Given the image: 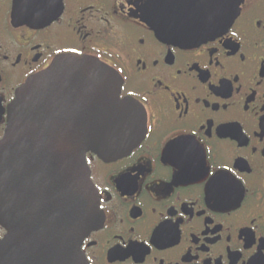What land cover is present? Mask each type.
I'll return each instance as SVG.
<instances>
[{
	"label": "flooded vegetation",
	"instance_id": "flooded-vegetation-1",
	"mask_svg": "<svg viewBox=\"0 0 264 264\" xmlns=\"http://www.w3.org/2000/svg\"><path fill=\"white\" fill-rule=\"evenodd\" d=\"M147 0H62L33 29L0 0V141L15 91L61 55L99 60L145 113L126 156H85L103 221L87 264H264V0L197 47L156 39ZM5 231L0 227V242Z\"/></svg>",
	"mask_w": 264,
	"mask_h": 264
},
{
	"label": "water",
	"instance_id": "water-1",
	"mask_svg": "<svg viewBox=\"0 0 264 264\" xmlns=\"http://www.w3.org/2000/svg\"><path fill=\"white\" fill-rule=\"evenodd\" d=\"M242 0H147L138 18L160 42L197 47L224 33ZM62 0H13L15 25L41 28ZM121 78L99 60L61 55L14 94L0 141V264H87L80 246L103 221L87 153L129 154L145 113L120 98Z\"/></svg>",
	"mask_w": 264,
	"mask_h": 264
}]
</instances>
